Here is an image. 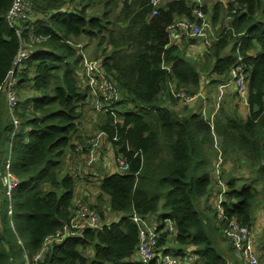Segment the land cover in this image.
<instances>
[{
  "label": "trees",
  "instance_id": "1",
  "mask_svg": "<svg viewBox=\"0 0 264 264\" xmlns=\"http://www.w3.org/2000/svg\"><path fill=\"white\" fill-rule=\"evenodd\" d=\"M11 3L0 0V86L22 41L42 40L33 44L20 75V103L13 114L19 123L16 129L5 95L0 94L1 163L10 157L11 171L19 180L10 198L0 181L12 206L4 220L0 204V264H33L44 239L73 216L77 181L69 172L71 153L87 143L82 127L88 118L85 110H91L86 105L89 91L83 87L82 56L74 44L81 38L97 40L100 52L95 59L122 91L117 106L122 122L114 124L113 116L103 114L97 126L110 137L119 131L121 139L112 143V149L115 156H126L131 168L100 178L99 198H107V209L117 220L103 223L98 210L102 230L86 228L80 237L52 243L37 264H136L130 262L138 245L133 212L171 218L176 225L173 240L189 252L193 248V264H229L206 232L213 230L212 222L200 205L213 182L215 124L222 139L225 216L254 226V207L264 191V0H236L237 8L216 2L212 21L216 24L222 12L232 20L226 25L221 21L219 37L206 53L207 79L202 75L207 67L200 69L170 42L168 27L192 16L190 4L183 0L162 1L156 15L149 0H33L37 17L22 23L21 37L5 18ZM238 56L250 72V112L245 118L221 107L222 102L211 125L203 118L202 98L196 109L182 105L190 110L182 114L162 106L165 98L176 99L169 82L196 94L203 85L224 82ZM206 101L213 105L212 89ZM99 207L100 203L90 206L96 211ZM212 213L217 218L216 211ZM226 224L218 221L215 228L221 237ZM166 236L160 245H165ZM188 250L179 248L175 254L186 256Z\"/></svg>",
  "mask_w": 264,
  "mask_h": 264
},
{
  "label": "built area",
  "instance_id": "2",
  "mask_svg": "<svg viewBox=\"0 0 264 264\" xmlns=\"http://www.w3.org/2000/svg\"><path fill=\"white\" fill-rule=\"evenodd\" d=\"M153 5L152 15L157 14V7L161 0H149ZM190 4L191 18H184L178 20L176 23L168 27V32L175 31L180 38L187 37L192 40H199L202 42L201 50L207 52L215 37L213 28V7L216 2L223 4H231L237 8L236 0H213L211 5L206 0H183ZM37 15L34 10L33 0H12V3L6 13V20L8 24L16 31L17 35L21 37L22 23H29L36 19ZM42 18H47L42 16ZM232 20L231 16L227 17V21ZM42 38L31 37L29 42L22 41L20 49L14 58L13 65L7 73L6 79L0 86V94H4L9 112L13 116L15 129L18 127V119L13 115L15 108L20 103L18 94V83L20 75L24 68L25 62L31 57V49L33 44L38 43ZM82 56V71L84 75L83 87L88 89L89 95L86 98V105L90 106L89 120L95 121L103 114H109L114 118V124L121 123L122 120L118 117L119 109L118 103L122 101V91L119 86L110 77H108L101 66L98 59L88 56L85 52L80 50ZM168 72L170 68L168 67ZM249 74L246 71V65L241 56H238L237 63L232 67L229 77L218 84L217 92L215 93V101L213 105H208L205 96V90L196 94H188L184 89H177L175 82L168 83V90L178 99L183 105H194L199 98L203 99L202 115L203 118L213 125L214 115L220 108L221 103L228 89H233L234 102L241 108H245L247 113L250 112L249 103ZM208 85V84H207ZM240 108V109H241ZM115 126V125H114ZM86 144H79L75 152L80 154V158L84 163V168L79 165H74L72 174L74 177H79L82 170L87 168L93 169L100 166L102 161L101 149L103 146H111L113 142H118L121 139L119 131H115L113 137L105 130H97L88 135ZM126 150L132 151L131 146L126 142ZM217 151L216 159L214 160L213 173L215 175L214 181L217 184L219 191L214 201V208L216 211L217 220L227 222L223 229V235L230 243L234 252L240 256L244 264H264V251L260 249L255 235L254 228L243 225L235 218H226L225 209L223 206L224 194L227 189L225 182L222 179L223 172V154L220 146L215 145ZM86 150V151H85ZM120 153L117 156L113 152V167L114 171L118 173H128L131 168V162L128 158ZM138 155L139 152H135ZM0 181L7 196L10 198L14 189L19 186V180L11 171L10 157L7 158L6 163H1L0 158ZM8 212H12L11 202H9ZM131 220L136 224L138 230V245L133 257L130 259L131 263L136 264H193L196 257L191 262L186 261V256L176 255L172 251H166L167 243L174 236L176 231L175 222L171 218L161 220V224L152 222L147 216L139 215L136 212L130 216ZM104 224L99 218L96 210L80 205L73 213L71 220L57 230L54 234L47 236L44 239L42 248L37 252L33 258V264H37L46 249L52 243H61L68 238L80 237L86 228L94 230H102ZM163 234H167L165 245H160V239ZM135 261V262H134ZM25 264H32L27 261Z\"/></svg>",
  "mask_w": 264,
  "mask_h": 264
},
{
  "label": "rangeland",
  "instance_id": "3",
  "mask_svg": "<svg viewBox=\"0 0 264 264\" xmlns=\"http://www.w3.org/2000/svg\"><path fill=\"white\" fill-rule=\"evenodd\" d=\"M164 1V0H161V2ZM207 3L209 5H211L212 1L213 0H206ZM225 6H228V5H231V4H224ZM223 5V7H225ZM227 15L225 14V12H222L220 13L219 15V21L215 24V22H213V28H214V34H215V37H219V28H220V25H221V21L224 20V24L226 25V21H227ZM215 42V41H213ZM74 44L77 48H79V50H82L83 52H85L88 56L92 57V58H95L97 57V54L100 52V48L98 49L97 48V40H88L86 38H81L79 39L78 41H74ZM108 50H110L108 48ZM210 50V49H209ZM185 56L187 57H191L193 60H195L196 64L199 65L200 69L201 68H206V72L209 70V65H210V61L208 59V57H206V53L207 52H199L197 51V53H189L187 52L186 50L183 52ZM208 72L206 73V75L204 73H202V75L207 79L208 78ZM216 77V76H215ZM212 79H214V77H211ZM207 81V80H206ZM205 81V82H206ZM205 85H203L201 87V89L198 91H202V90H205V96L207 97V94H209V90L210 89H217L218 88V83L217 84H210V86L212 87H208V88H205L204 87ZM166 99V100H165ZM164 100H162V106H165L169 109H175L179 114H182V113H186V112H189L188 109H186L187 107L186 106H182L183 103L180 102L179 100L175 99L174 101H170L168 98H165ZM201 100H199L200 102ZM199 102L195 103L194 105L195 108L193 109H196V107L198 108V105H199ZM192 105V106H194ZM224 106L227 110H230V111H233V110H236L238 115L241 117V118H245L248 113H247V110L245 108H241L239 105H236V104H232V102H229V101H224L223 104L221 105V107ZM241 108V109H240ZM186 109V110H185ZM90 114V113H89ZM98 120H96V122H93L92 121V126L87 130L88 131V135L92 134L93 132L97 131L96 129H98V126L97 124L99 123ZM211 133H212V139H213V148L214 150L215 149V145H218L220 146V148L222 147V139L221 137L216 133L215 131V124L213 125V128L211 129ZM71 156H72V165H71V170H69V172L72 173V168L74 165H79L80 167L84 168V163L82 161V159L80 158V154L76 153L75 151L71 153ZM101 156L103 157H107L108 154H107V150L105 149V146L102 147V151H101ZM68 167V165L66 166V168ZM65 168V170L67 171V169ZM96 168V167H95ZM243 167H240L239 166V169L240 170H243L241 169ZM65 173V171H63ZM100 172V171H99ZM210 172H211V176L213 178V182H212V186L210 188V194L205 196L204 197V200L202 201L200 207L201 209L206 212V214H209V218L211 220V227L212 229L214 230H206V232L208 233L210 239L212 240V242L214 243V248L216 250V252L223 256L227 263L229 264H235V263H241V264H244V262L242 261V259L240 258L239 255H237V253H235L234 251H230V246H229V243L225 240L224 236L221 237V232L216 230L215 228L217 227V224H218V220L217 218L213 217V213L211 215V211H214L215 212V208H214V201L217 197V194H218V191L217 190H214L215 192H212V189H214V173H213V168L210 169ZM106 173V172H105ZM238 173V171H237ZM241 174V172H240ZM238 174V175H240ZM60 176L62 177V175L60 174ZM243 177H245L243 175ZM76 181H77V185H76V189H75V193H74V196L76 197L75 198V202L74 204L76 203L77 205L75 206L74 208V212L79 208L80 205H84V206H88L90 207L91 205H97L99 206V203H100V207L97 209V211L99 210L104 218V222L105 224H109V223H112L113 221H116L117 220V216L110 213L109 212V209L108 208V201H107V198H99V194H100V189H99V186H100V180H94V179H91V181H87V182H90L89 184L88 183H85L83 182V178H80L77 176L75 177ZM80 187V189H78ZM257 188L259 190H261V186L258 185ZM78 189V190H77ZM5 192L3 191V189H0V204H2V207H1V213H2V218L4 220H8V202H6V197H5ZM208 197V198H207ZM100 201H99V200ZM99 202V203H97ZM8 204V205H7ZM212 206V207H211ZM261 206H263L262 208L264 209V191H261L260 194H258V202H257V206L254 207V212H259L261 210V213H263V209L261 208ZM98 211V213H99ZM253 212V213H254ZM158 217V216H157ZM152 222L156 221V220H152L150 219ZM158 222H157V225H160L161 224V220L162 218L159 217L157 218ZM262 225H264V220H262ZM263 230H258L260 231V233L254 228L255 230V234H256V238L258 239V245L260 246V249L262 251H264V227L262 228ZM167 248H171L170 250L172 251V253H175L179 248L181 249H184V250H188V248H184L183 246H179L177 245L174 240H173V237L170 239V241L166 244ZM179 246V247H178ZM190 252L188 250V255L186 257V261L187 262H191L192 260H194L195 257H192L193 255L191 254L193 252V248L190 247ZM169 250V251H170ZM91 253L90 250H87L86 252V256L89 257L88 255ZM135 262V261H134Z\"/></svg>",
  "mask_w": 264,
  "mask_h": 264
},
{
  "label": "crops",
  "instance_id": "4",
  "mask_svg": "<svg viewBox=\"0 0 264 264\" xmlns=\"http://www.w3.org/2000/svg\"><path fill=\"white\" fill-rule=\"evenodd\" d=\"M169 38H170V42L177 43L180 46V48L183 49V52L185 50L187 52H189V53H197V51L203 52L201 50L202 42L199 41V40H192V39L187 38V37L180 38L178 33H175V31H170L169 32ZM216 92H217V89H212V93L214 95H215ZM233 98H234L233 89H228L227 93H226V95L224 97V101L225 102L229 101V102H232V104L233 103L235 104ZM85 111H86V118L87 117L88 118H87V122L84 123V126L82 127V129H84V132L87 135L88 134L87 130L92 126V121L89 120V116H88L89 108L86 109ZM99 121H100V119H99ZM93 122H95V121H93ZM96 130H99V129H96ZM105 149L107 150L108 156L107 157H103L102 156V161H101L100 166L97 167V168L89 169V170H87V168L83 169L82 170V174L79 176V179L83 178L81 180H83V182L89 184L90 182H87V181H91V179L100 180V178H102L105 174H111L114 171V167H113V161H114L113 149H112L111 146H105ZM101 151H102V149H101ZM228 163H229V165H231L230 162H228ZM213 185H214L213 186L214 189H212V192H215L214 190L219 191V188H218L217 184L214 183ZM78 189H80V187ZM75 196H74V202H75V198H76ZM203 200H204V198L202 199V201ZM202 201H201V203H202ZM74 205L76 206L77 204L75 203ZM75 206H74V208H75ZM262 207L263 206H261V208ZM263 211H264V209H263ZM147 217L152 219V220H156V221H158L157 218H159V217H157V214L148 215ZM254 218H255V223H254L253 228H255L257 231L258 230H260V231L263 230L262 228L264 227V225H262V220H264V212L261 213V210L259 212H254ZM156 221H154V222H156ZM260 231H258V232L260 233ZM257 241H258V239H257Z\"/></svg>",
  "mask_w": 264,
  "mask_h": 264
},
{
  "label": "clouds",
  "instance_id": "5",
  "mask_svg": "<svg viewBox=\"0 0 264 264\" xmlns=\"http://www.w3.org/2000/svg\"><path fill=\"white\" fill-rule=\"evenodd\" d=\"M221 83V82H220ZM220 83H218V84H220Z\"/></svg>",
  "mask_w": 264,
  "mask_h": 264
}]
</instances>
